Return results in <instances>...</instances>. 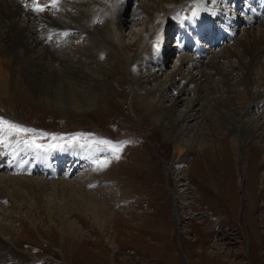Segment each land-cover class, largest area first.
Returning a JSON list of instances; mask_svg holds the SVG:
<instances>
[{
    "label": "rangeland",
    "instance_id": "374dc122",
    "mask_svg": "<svg viewBox=\"0 0 264 264\" xmlns=\"http://www.w3.org/2000/svg\"><path fill=\"white\" fill-rule=\"evenodd\" d=\"M194 1L197 3L200 0ZM159 2L161 0H107L106 3L102 2L105 6L94 4L96 7H91V16L88 18L91 23H87L89 20L86 22L89 29L94 33L103 27L112 33L120 27V42L129 45L130 49H124L120 64L112 61L108 65L106 75L95 74L105 79L108 87L93 97V103L91 99L89 110H66L19 89L14 90L10 102L6 99L8 96L0 94V118L24 128L35 129L38 133L55 134V139L51 135L39 136L35 142L45 146L59 145L46 151H29L21 145L18 153L23 155L30 152L28 156L32 154L30 157L33 160L30 157L25 160L22 156L21 162L15 161L17 166H12L14 161H11L12 167L5 170L1 166L6 161L0 165V186H5L8 177L46 180L45 193L36 202H32L34 199L30 196L23 195L15 200L9 196L0 199V226H8V235L0 231V239L7 244L6 249H0V264H264V120H260L264 105L263 108H249L247 111L248 95L243 91H239L235 97L218 92L207 95L202 101L204 105L207 103L204 108L205 117L199 109L192 118H187L180 125L185 132L203 138L209 144L207 150L196 149L188 155H182L183 151L175 148L171 139L161 130L159 119L153 117L154 113L143 109L137 97V92L140 94L142 91L136 90L131 83L132 78L144 76L142 72L145 70L142 67L145 63L153 67L151 59L159 58L158 53L163 48L169 51L163 58H159L162 72L158 79L161 82L175 72L179 57L186 53L177 47L174 35V24L178 23L186 9L182 7L174 12L175 23L172 20L165 22L167 14L178 3H163L160 6L166 5L167 9L159 11V7L154 12L156 15L152 14L155 20L148 23L149 18L139 8L156 6ZM210 4L208 2V6ZM220 4V1L216 2L218 10L222 6ZM218 10L216 8V14ZM220 10L219 13L225 11ZM191 11L189 9L187 13ZM106 15L108 18H104ZM242 16L246 17L247 14ZM20 19H23L22 16ZM260 20L262 18L257 19L252 28L257 35ZM166 25L168 28L173 27L169 36L165 33L168 29ZM244 26L238 24L229 41L223 40L217 46L205 47L206 55L201 58L187 51L186 54L199 57L201 62L192 65L188 63L182 68L185 74L191 66L194 84L188 85L186 89L189 91L179 97L180 101L173 110L176 121L182 119L187 111L188 102L196 96L195 87L203 82V76L215 72H211V69L209 71L204 65L210 57L218 60L219 69L229 80V87L233 89L235 82L241 79L238 70L229 74L238 62L228 55L221 57V51L229 49L242 57V48L236 45L241 41L240 38H244ZM195 30L199 33L197 26ZM153 33L152 39H149ZM136 41L137 46H130ZM104 45L106 47L98 58L101 63L107 59V54L117 51L109 42ZM51 48L59 52L66 49L57 46ZM145 51H151L148 54L150 59L146 56L143 61L135 60V56ZM258 58L264 61V40L260 44ZM158 68L155 67V70ZM258 72L257 68L253 76L255 79ZM217 79H221V76H214V80ZM145 85L148 90L154 89L153 84ZM182 86L183 83L177 82L166 91L169 99L165 101L166 105L178 97L177 93ZM254 86L249 87L250 92L257 90ZM86 89L80 88L81 91ZM221 90L224 91V88ZM156 96L152 101L158 105ZM261 100L264 104V88L261 90ZM218 101H223L227 107L221 111L212 109ZM229 117L241 118L243 122L259 119L256 129L259 137L241 146L244 154L242 159L231 149V125L226 123L231 119ZM35 135L20 133L19 137L30 139ZM16 138L14 134L13 139ZM98 139L128 143L120 148L117 159L110 151H95L97 147H107L92 143ZM7 148L0 146V161H3L5 154L13 159L11 148ZM87 150L92 155L82 156L78 162V155ZM41 155L47 158L50 171L40 169L44 166L38 163ZM48 155L59 159L64 156L61 168L54 169L55 165L51 164L54 157ZM100 161H106L107 166L99 167ZM184 161L188 162L190 170ZM35 164L40 165L38 171L33 168ZM25 167H29V172H23ZM185 167L186 170H183ZM83 173L90 177L88 182H84L83 190L90 194L92 203H96V206L100 202L106 204L109 221L104 232H101L104 222L91 221L77 207L68 192L61 189L60 182L77 185L80 179L86 180ZM3 191V194L7 193L6 189ZM81 195L76 193L74 196L79 200V205L83 202ZM218 197H222V201Z\"/></svg>",
    "mask_w": 264,
    "mask_h": 264
},
{
    "label": "bare ground",
    "instance_id": "6f19581e",
    "mask_svg": "<svg viewBox=\"0 0 264 264\" xmlns=\"http://www.w3.org/2000/svg\"><path fill=\"white\" fill-rule=\"evenodd\" d=\"M103 1H105V3L107 2V0H103ZM217 1H220L222 4V6L220 7L221 10L219 8L220 12L225 10L222 12V14L228 12L230 14H233L236 20L242 19L243 16H241L239 10L233 6V0H200L197 3H193V0H161V2L156 4V6L146 5V6H141L139 8L143 10V13L146 14L147 18H149L147 21L148 23H152L153 20H155V17H152V14L154 12H157L158 11L157 9L159 7H160L159 11H163L167 9L165 8L166 5L160 6L163 3L164 4L166 3L172 4L171 2H173V4L178 3L175 6L174 10L167 14L165 22H169V20H172V22L175 23L176 17L174 12L182 7L186 9V13L184 14L185 16L182 15L178 23L174 24V29H175L174 35H177L176 38L177 47L181 48L182 51H186V53L187 51H191L194 53L193 55H198L201 58L202 56L206 55V52L204 51L205 47L208 46L214 47L215 46L214 44L216 43L215 40H213V45L211 44V40L213 37L212 34L208 32H204L202 34L204 35V39L203 37H200L199 41L196 42V44L199 47L196 46L195 42L189 40L188 39L189 37H193L192 26L194 25V21H190V20L194 19L195 16L193 15L194 12L196 13V15H205L209 17L207 22L208 25L212 27L214 23L213 20L217 19L216 16H214L216 14V8L218 10L219 7V5H216ZM102 2L98 0H58L56 7H52L51 0H0V75L3 74L2 76L3 78H0V94L8 96V98L6 99L10 102L12 101L14 90L19 89L33 93L36 97L39 98V100L44 101L45 103L51 104L53 106L57 105L58 107H61L66 110H71L76 112H81V111L84 112L89 110L90 107H88V105L91 102V99L93 103L94 101L93 97L96 94L102 92L103 89L108 87L106 80L98 76H95V74L100 73L103 74V76L106 75V69L108 68V65L112 61H115L118 64H120L119 62L122 61L121 55H123L124 49L129 48V45L127 46L124 43H122V41L120 42L122 35L120 27H117V30L114 28L116 30L115 32L114 30L112 31V33L109 31L111 33L110 34L108 30L104 29L103 27L102 29H97L93 33L89 29V26L86 25V22L89 20L88 19L89 16H91V10L96 7L93 5L102 4L103 6H105V3ZM208 2L211 3L210 6H208ZM241 2L246 3L245 0H241L240 3ZM109 3L111 4L110 1ZM37 4L43 7L44 10L43 11L34 10ZM252 7L253 5H251V8ZM189 9L192 10L190 14L187 13L189 12ZM99 12L100 10L98 11V13ZM106 13H108V11ZM107 15L109 16V14ZM107 15L104 18H108ZM219 15L221 16V14ZM20 16H22L23 19H20ZM243 18L248 19V21L245 23V26L242 28V33H243L242 35L244 36V38L243 39L240 38L241 41L239 40V43L237 42L238 44L236 45L237 48H242V55L239 53L242 57L238 56L236 53H234V51L231 52L229 49L228 50L222 49L221 51L222 53L221 57H225L226 55H228L231 58H235V60L238 62V65H236L235 68L233 67L231 73L229 74H232L233 71L238 70L240 74L239 77L241 76L240 77L241 79L235 82L234 84L235 86L233 87V89L232 86L229 87L228 85L229 80L227 79V76H225V74L221 72L222 70L219 69L220 67L218 60H215L214 57H210L208 61L206 60L207 62L204 65L205 68L208 69L209 71L211 69V72L214 71L215 72L213 74L207 73L208 75L205 73L207 77L203 76L204 77L203 82H199L198 85L195 87V89L197 90V92L195 93L196 96H194L193 99L191 98V100H189L188 105L186 107L187 111H185L184 115L182 116V119L180 118L178 119V121H176V119L173 118V110L180 101L179 97H181L182 95H184L186 92L189 91L186 89V87L192 83L194 84V75L190 71L191 66L187 68L188 72L185 74L182 72V68L184 65L188 63L189 65H192L193 63L195 64L200 63L201 60L199 57L196 56L193 57L186 53L182 54L179 57L180 58L179 65L175 70V72L172 75H169L168 79L161 82L158 79L160 73L162 72V68L160 67L159 64L160 62L159 58L160 57L163 58L165 54L169 51L168 48L165 47L162 49V52L159 51L158 53L159 58L151 59L154 68L151 67L150 64L145 63V65L142 67V69L145 70L144 72H142L144 76L131 79L132 80L131 83H133L132 86H135L136 90L142 91V93L140 94L137 92L138 94L137 97L140 98L143 109H145L147 112L152 111L154 113L153 117L156 116L159 119V125L162 128L161 130H163L165 135L169 139H171L175 148H180V150L183 151L182 155L184 154L188 155L192 153V151H196V149L198 151L207 150V146L209 144H207V142H204L203 138H199V135L197 134L196 135L189 134L185 132L186 130L181 129L180 127L182 123L186 122L187 118L194 116L197 113V110L199 109L202 111L203 116L206 115L205 113L206 110L204 108L207 105L206 103L207 101H205L206 105L202 104V101L204 97H206L207 95L210 96L211 94L218 92L221 94L222 93H226L227 95L230 94L229 97L231 96L235 97L239 91L241 92L243 91L245 94L248 95L247 99H248L249 107L247 106L248 107L247 111L249 108H255V107L257 109L263 108L262 106L264 104L263 101L261 100V90L262 88H264V61L262 60L260 61V59L258 58V53L260 50V44L264 40V18H262V20L259 21L258 35L254 33L252 30V28H254V26L256 25V23L254 22H256L258 18L254 16L253 17L246 16ZM198 20H200V22L203 21L202 18H199ZM87 23H91V21ZM171 23L168 25H171ZM110 25L109 27H111ZM168 27L169 26H167L166 29ZM228 27H230L229 28L230 31L233 32L234 29H236L237 27V22L230 23ZM172 28H168L167 31H165V33H167V36H169L170 33L172 32ZM153 35L154 33L150 35V37L148 38L152 39ZM235 41L237 40H234V42ZM106 42L112 44L115 47V49H117V51L113 53L111 52L112 54H107L106 56L107 59L101 63L98 61V58L101 52L106 47V45H104ZM137 45H138L137 41L130 44V46H137ZM51 46H55V47L57 46L60 48L65 47L66 49H64L62 52H59L53 50ZM150 52L151 51H147V52L145 51V53H143L142 55H137V56L134 55L136 57L135 60L140 59L141 61H143L146 56H147L146 58L150 59V57L148 56ZM243 59H247V61H244ZM123 60L125 61V59ZM107 61L108 63H105ZM158 66L159 68L155 70V67ZM257 68L259 69V72L256 74L258 75V77L256 76L257 79H255L253 76ZM123 71L125 72V70ZM214 76L216 77L221 76V79L214 80ZM177 82L183 83V86L180 88V90L177 93L178 97L177 98L175 97V99L170 100L169 101L170 104L166 105L165 101L169 100L166 95V91L172 89ZM148 83L154 85L153 90H148L146 88L145 84ZM212 83L214 85H212ZM252 85H255L254 87L257 88L255 92H250L251 90L249 87ZM81 87H85L87 89L81 91L80 90ZM223 88L224 91L221 90ZM154 96L157 97L158 105L155 104L154 101H152ZM216 100L217 99H215V101ZM236 100H240V99H236ZM196 106H199V108H196ZM223 107H227L226 104L223 101H218L217 104L214 107H212V109L214 108L215 110L221 111ZM229 118L231 119L226 123H230L231 125L229 127L231 132L230 134L232 135V140L230 144L231 149L242 159V157H244V154L240 149L241 146H243L244 144L250 141L253 142L252 141L253 138L259 137L258 135H256V129L258 127L257 122L259 121V119L256 118L250 120L249 122H243L241 118H239V120L236 117H229ZM260 118H261L260 120H264V110L260 112ZM221 123L225 124L222 122V120ZM262 125H264V121ZM9 140H15V139H13V136H11L9 137ZM7 142L8 141H5V143ZM9 147L11 148L10 152L13 154V159L9 157L8 154H5L3 161L2 160H1L2 162L0 161V165L4 164L6 161V164L1 166L2 170H5V168L8 169L9 167L12 166L15 167L17 166L16 162L18 161L21 162L23 157L26 160L32 155L31 154L28 156L30 152L23 155L19 154L18 151L21 149H19V147H17L14 143L10 144ZM6 153L9 152L6 151ZM89 155H92L91 151L89 150L84 151L82 152V154L78 155L79 157L77 161L79 162L82 156L87 157ZM51 157H54L52 158L53 163H51L53 166L55 165L54 169L61 168L60 164L62 158L65 157L64 156L62 157V155H61L62 158L60 159L52 155L50 156V158ZM50 158H48V160ZM38 159H39L38 163L44 164V166L41 167L40 169L49 170L46 161L47 158L41 155ZM11 161H14L12 166H11ZM187 164L188 162L184 161V165L186 166ZM38 165L35 164L34 165L35 167L33 166L34 170L36 171L39 170ZM28 169L29 167H25L24 168L25 171L23 172L25 173L29 172L27 171ZM187 169L190 170V165L189 168ZM183 170H186V167ZM84 175H85L84 179L86 180L80 179L77 185H73V184L68 185V183L64 184L60 182L62 186L61 189H63L64 192H68L72 200H74L77 203V207H80L79 209H81V211L83 210L82 213L87 214L91 219V221L93 222L103 221L105 224L103 223V230L101 232H104L105 228L107 227V223L109 221L108 214H106L108 212V210L105 207L106 204L100 202V205L102 206L101 208L100 205L96 206L95 205L96 203L95 204L92 203V198H90V194L88 195L83 190L84 182H88L90 177H88L86 174ZM5 180L7 181L5 183V186H0V199L2 200L7 196L15 200L17 197L23 195L26 197L30 196L32 200L34 199V201L32 202H36L37 199H39L45 193L46 180L43 178H41V180H35L32 178L25 179V177H19L17 179L16 177H8ZM53 183L54 182H51V184ZM53 186L54 185H52V187ZM9 188H11V191H9ZM57 188L59 187L57 186ZM4 189L7 190V193L5 192L3 194ZM76 193L80 195L82 194L81 197L83 199L81 198L82 199L81 201L83 202H81L80 205L78 203L79 200L77 201L74 198ZM213 198L211 197V199ZM219 198L220 197H218V199ZM7 227L8 226H4V227L0 226V231L1 232L4 231L5 233L6 232L8 233ZM71 237L73 238L74 235H71ZM106 243L109 242L106 241ZM6 247L7 244L1 238L0 249H6ZM109 247H112V245L111 246L109 245Z\"/></svg>",
    "mask_w": 264,
    "mask_h": 264
},
{
    "label": "snow or ice",
    "instance_id": "6c2138e0",
    "mask_svg": "<svg viewBox=\"0 0 264 264\" xmlns=\"http://www.w3.org/2000/svg\"><path fill=\"white\" fill-rule=\"evenodd\" d=\"M57 3H58V0H51L52 7H56ZM34 10L43 11L44 8L41 7L39 4H37ZM193 15H196V13L194 12ZM20 133H36V135L30 139H22L19 137ZM14 134L16 135L17 138L15 140H9V137L13 136ZM49 135H51L53 139L56 138L55 134L38 133L37 130L35 129L24 128L19 124L5 120L3 118H0V146H3L5 148H7L12 143H14L17 147H20L21 145H23L24 148L31 149L34 151L35 150H45L46 151L48 148L58 147L59 145L49 144L45 146L43 144H39L35 142L39 136H49ZM75 135L83 136L85 134H75ZM88 135H91V134H88ZM5 141H8V142L5 143ZM92 143H95L98 145H106L107 147L105 148L97 147L95 151H98V152L110 151L118 159L119 158L118 152L120 148L123 146V144L128 143V141L113 142L107 139H98V140L92 141ZM81 147H84V145H81ZM98 164H99V167L107 166L106 161H100L98 162Z\"/></svg>",
    "mask_w": 264,
    "mask_h": 264
}]
</instances>
